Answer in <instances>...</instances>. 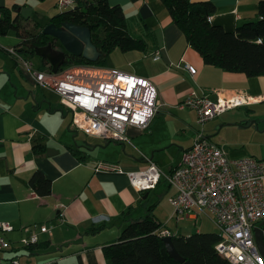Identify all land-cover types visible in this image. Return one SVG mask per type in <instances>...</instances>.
<instances>
[{
	"label": "crops",
	"instance_id": "obj_1",
	"mask_svg": "<svg viewBox=\"0 0 264 264\" xmlns=\"http://www.w3.org/2000/svg\"><path fill=\"white\" fill-rule=\"evenodd\" d=\"M107 1L122 9L128 31L143 39L146 48L143 52L119 51L122 62L106 68L148 79L162 107L146 129L126 130L127 143L87 136L95 143L76 140L69 135L73 130L66 125L64 111L55 109L58 97L35 88L9 55L20 39L14 32L0 36V221L13 227L4 234L10 249L0 253L3 260L16 258L19 264H106L103 248L116 242L131 220L144 217L150 206H154L152 214L162 228L179 236L178 224L183 220L173 219L168 203L173 190L165 182L161 190L160 181L156 189L138 192L124 174L116 171H135L149 162L166 174L178 167L182 153L202 130L197 131L194 110L177 108L192 93L211 100L216 99L217 92H240L254 98L255 103L205 123L202 133L213 143L207 135H213L212 127L218 126L215 141L220 144H213L228 158L249 156L264 164V77L247 78L204 65L160 0ZM191 1L212 3L215 12L210 23L230 32L239 24L256 20L261 0ZM29 19L33 22L32 14ZM131 63L132 68L127 67ZM185 65L193 67L195 74H189ZM242 108L247 113L238 110ZM35 143L44 146L43 153L33 152ZM35 171L50 181L48 196H37L28 185ZM204 218L190 216L187 220L196 227L204 220L215 227ZM40 226L49 227L50 234L40 233ZM32 233L37 234V242L22 245L21 239ZM195 233H202V229Z\"/></svg>",
	"mask_w": 264,
	"mask_h": 264
},
{
	"label": "built area",
	"instance_id": "obj_2",
	"mask_svg": "<svg viewBox=\"0 0 264 264\" xmlns=\"http://www.w3.org/2000/svg\"><path fill=\"white\" fill-rule=\"evenodd\" d=\"M60 12L73 9L75 0H58ZM21 72L35 88L49 91L59 98L61 107L71 116L70 127L87 137L127 143L128 128L144 130L162 105L153 84L145 78L94 65H71L53 73L34 68L28 59L14 49L8 51ZM189 74L195 69L185 65ZM215 100L193 93L177 105L178 109L195 111L197 123H205L221 114L255 103L245 93L224 95ZM138 192L154 190L165 181L173 190L168 198L172 217L181 221L193 216L207 218L217 229L216 252L230 264H264L257 251L253 229L264 220V164L253 157L228 158L223 150L204 137L202 130L191 147L184 151L178 167L169 174L155 163L135 171H122ZM26 227L24 231H27ZM13 231L0 221V253L10 249L4 234ZM40 233L50 234L47 226ZM160 237H175L166 228L157 231ZM37 234L21 239L24 246L35 244ZM0 264H19L16 258Z\"/></svg>",
	"mask_w": 264,
	"mask_h": 264
},
{
	"label": "trees",
	"instance_id": "obj_3",
	"mask_svg": "<svg viewBox=\"0 0 264 264\" xmlns=\"http://www.w3.org/2000/svg\"><path fill=\"white\" fill-rule=\"evenodd\" d=\"M160 1L174 25L184 35L187 44L198 53L204 65L226 73L242 74L247 78L264 77V0L257 4L255 21L239 24L230 32L210 23L209 19L215 12L210 2ZM18 7L19 5L13 4L11 7L0 9V36L14 32L20 39L14 48L17 52L25 57H34L36 48L58 44L51 37L41 33L44 27L37 22H34L33 29L29 30L25 24L29 23L30 19L24 21L16 14ZM62 23L89 29L91 42L100 57L95 62H89L82 57L65 55L66 59L60 70L71 65L103 67L106 59L115 50L122 53L143 52L146 48L143 39L132 36L128 31L122 9L119 6H110L107 0H75L73 9L52 16L46 25L60 26ZM39 59L42 67L40 70L51 69L45 59ZM33 152L43 153L44 146L35 143ZM28 185L39 197L48 196L51 192L50 181L40 171L33 173ZM153 207H148L144 217L131 220L122 230L118 240L103 248L106 264H178L169 257L162 238L157 234L162 224L152 214ZM98 230L99 228L93 229L92 232ZM171 240L178 254L189 264H230L215 250L219 240L217 233L179 235Z\"/></svg>",
	"mask_w": 264,
	"mask_h": 264
},
{
	"label": "water",
	"instance_id": "obj_4",
	"mask_svg": "<svg viewBox=\"0 0 264 264\" xmlns=\"http://www.w3.org/2000/svg\"><path fill=\"white\" fill-rule=\"evenodd\" d=\"M4 7L5 0H0V9ZM15 13L19 14V16L26 21L28 20L27 18L31 16L32 10L26 6H19ZM41 33L47 37H51L58 43L54 44V46L62 48L61 51H56L51 44H48L45 47L35 49V56L45 59L49 63L53 73H56L63 65L66 54L73 57H82L89 62H95L100 57V53L91 42L90 31L85 27L76 26L70 23H62L60 26L48 24L43 28ZM144 198H146V196ZM263 226L264 220L259 223L258 227L253 229V237L257 251L264 260ZM162 241L165 250L171 259L178 264H189L178 254L171 238L165 237L162 238Z\"/></svg>",
	"mask_w": 264,
	"mask_h": 264
},
{
	"label": "rangeland",
	"instance_id": "obj_5",
	"mask_svg": "<svg viewBox=\"0 0 264 264\" xmlns=\"http://www.w3.org/2000/svg\"><path fill=\"white\" fill-rule=\"evenodd\" d=\"M58 0H44L43 2H40V1H37V0H5V5L6 7H10L12 6L13 4H25L26 7H29L31 10H32V21H30L29 23H26V27L29 29V30H32L33 29V25H34V22L37 21L38 23H40V25L42 26H45L48 21L50 20V18L58 13H61L60 10L57 8L56 6V3H57ZM30 16L27 18L29 19ZM120 55H122L119 51H115L114 54L112 53L107 59H106V63L103 65V67H111L112 65H114L115 63H120L122 62L121 59H120ZM21 56L25 59H28L30 61V63L34 66V68H37L40 70L41 67V61L38 57L34 56V57H25L24 55L21 54ZM127 64V63H126ZM133 64H129L127 65V67L129 68H132ZM130 71V70H129ZM20 72L17 73L18 77L21 79V81L23 83H25V78L22 77L20 74ZM55 100H57V103L58 105L55 106V109H58V113H60L59 111H64L65 113V122H66V125H69L70 124V121H71V116L70 114L67 113L66 110H64L60 104H59V100L58 98ZM238 110H241L245 113L246 112V108H242V109H238ZM236 110V111H238ZM196 128H197V131L199 130H205V125L203 127L199 126V125H196ZM219 127H215L213 126L212 127V131L215 132L213 135H207V136H211L210 140L215 143V144H220L218 143L217 141H215V137L217 136L218 132H219ZM207 129V128H206ZM73 130V129H72ZM225 133V130L220 134L223 135ZM203 134H204V131H203ZM69 135L73 138H75L76 140H79V141H84V142H88V143H91V144H94L95 141L94 140H91L90 138H87L83 133L81 132H76V131H70L69 132ZM165 181L162 180L161 182V186H160V189H164L165 188ZM167 184V183H166ZM159 190V188H158ZM157 190V191H158ZM206 219V218H204ZM205 223H202L201 225L198 224L197 227L193 225L192 222L188 221L187 219L186 220H183L182 222H180L178 224V232L180 235L182 236H187V235H191V234H194L195 233V230L196 229H199L201 228L202 229V233H212L214 231H217V230H212L211 228H214L216 229V227H213L209 224H207L208 222L204 220ZM200 223V222H199ZM177 228V227H176Z\"/></svg>",
	"mask_w": 264,
	"mask_h": 264
},
{
	"label": "flooded vegetation",
	"instance_id": "obj_6",
	"mask_svg": "<svg viewBox=\"0 0 264 264\" xmlns=\"http://www.w3.org/2000/svg\"><path fill=\"white\" fill-rule=\"evenodd\" d=\"M57 2H58V1H57ZM56 4H57V3H56ZM26 21H27V20H26ZM44 27H45V26H44ZM53 48H54V50H56V51H61V50H62V48H59V47L56 48V46H55V47L53 46ZM13 49H14V48H13ZM11 50H12V49H11ZM14 50H15V49H14ZM15 51H17V50H15ZM18 53H19V52H18ZM66 55H67V54H66ZM65 59H66V57L64 58V60H65ZM63 65H64V63H63ZM63 65H62V66H63ZM59 69H60V68H59Z\"/></svg>",
	"mask_w": 264,
	"mask_h": 264
},
{
	"label": "bare ground",
	"instance_id": "obj_7",
	"mask_svg": "<svg viewBox=\"0 0 264 264\" xmlns=\"http://www.w3.org/2000/svg\"><path fill=\"white\" fill-rule=\"evenodd\" d=\"M161 238H165V237H161ZM169 238H172V237H169Z\"/></svg>",
	"mask_w": 264,
	"mask_h": 264
}]
</instances>
